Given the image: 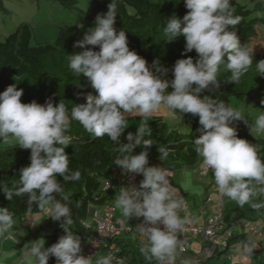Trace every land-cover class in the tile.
<instances>
[{
  "label": "clouds",
  "instance_id": "9594fccd",
  "mask_svg": "<svg viewBox=\"0 0 264 264\" xmlns=\"http://www.w3.org/2000/svg\"><path fill=\"white\" fill-rule=\"evenodd\" d=\"M117 4L118 0H111L108 11L97 14L94 27L74 44L83 51L67 55L73 76L86 78L96 93L83 94L86 103L74 105L69 114L63 100L58 104L52 98L43 105L35 100L22 103L23 89L17 90L16 84L6 86L0 93V142L14 141L20 148L31 150L30 164L20 169L18 183L7 188L0 182V190L8 201L27 195L28 212L32 213L35 205L38 211L59 222L65 233L48 248L44 239L33 241L21 253L20 264H48L50 257H55L57 264H113L115 259L111 253L115 244L108 247L111 250L108 255H97L95 261L93 257H85V251L82 254L81 238L73 231L72 209L61 202L67 200L62 195L63 184L79 181L81 177L79 170H70L69 155L65 151L73 141L69 134L72 121L78 122L93 137L107 136L116 146L119 155L113 160L116 165L113 173L143 176L138 180H141L139 185L119 188L113 207L120 210L124 218L121 223L143 218L135 229L146 241L139 249L146 264H175L184 244L178 233L193 221L179 215L188 205L170 182L172 171L160 164L149 166V149L154 144L145 138L152 135L149 125L142 124L135 134L128 132L127 143L121 142L129 117L147 120L162 110L172 118L178 114L198 117L199 136L193 143L201 162L192 169L204 176L197 171L200 165L205 173L208 171L206 174L212 173L217 191L214 199L208 196L205 201L210 198L214 202L219 193L241 208L248 204L257 214H264L261 211L264 199L257 202L264 196V159L259 156L260 146L238 138L240 134L235 127L237 121H243L252 136H264V112L260 111L254 124L249 125L240 110L216 98L222 65L230 73L228 83L231 84H239L253 66V49L247 44L242 46L237 36L241 17L234 13L231 0H184L188 12L183 19L172 15L163 20L166 41L183 36L185 48L181 55L186 56L193 50L197 54L195 60L191 56L177 59L171 69V80L165 78L169 70L158 59L149 67L148 61L130 50L126 31H117L114 26ZM77 26L83 28L82 24ZM257 33L258 45L264 48V39ZM96 47L99 51L93 50ZM226 55L227 63L223 59ZM255 71L264 76V60L256 63ZM205 92L209 95H202ZM140 146L144 150L134 155ZM158 152L159 160L164 161L171 149L161 146ZM100 211L94 208L91 215L87 213L90 221ZM14 225V213L0 207V240L11 237ZM260 231L264 237L263 230ZM258 245L260 242L257 244L252 239L241 241L237 252L247 260ZM179 258L183 257H177V263Z\"/></svg>",
  "mask_w": 264,
  "mask_h": 264
},
{
  "label": "trees",
  "instance_id": "16d2710c",
  "mask_svg": "<svg viewBox=\"0 0 264 264\" xmlns=\"http://www.w3.org/2000/svg\"><path fill=\"white\" fill-rule=\"evenodd\" d=\"M56 1L66 7L75 9V0ZM110 3L111 0H90L84 12V22L94 23L96 15L106 13ZM231 5L234 13L241 17V22L236 29L239 41L242 46L247 44L253 49V66L241 78L239 84H231L228 83L230 73L222 65L218 72L221 86L216 98L228 104L229 97H241L247 103L259 106L261 110H264V104H261V101L264 100V76L259 75L255 71L256 63L264 60V48H261L257 42L259 39L258 28L260 24L264 25V19L253 15L255 12L263 11L264 8H249L248 5L235 1H232ZM117 11L118 15L114 26L117 31L121 29L126 31L130 50H135L139 56L148 61L149 67H151L154 60L158 59L161 66L169 70L165 78L169 80L173 78L171 69L177 59L188 58V56H191L194 60L197 58L195 50L186 56L181 55L185 48L183 36L169 42L166 41L163 34V20L165 18L176 15L178 18L183 19V16L187 14L188 10L184 5V0H168L166 2L158 0H118ZM58 30V36L54 42L30 46V30L27 25H20L13 34L0 41V93L7 88L4 84V78L8 73L15 76L27 75L37 89L38 96L35 100L37 103L43 105L48 98H52L54 104H58L60 100H63L69 110V114L74 105L86 103L83 94L88 92L96 94L86 78L74 77L69 68L67 55L83 51V49L74 47V44L79 40L77 26L64 25ZM229 30H231V27H229ZM89 47L91 48L92 46ZM93 50L99 51V48L96 47ZM223 59L227 63V55ZM203 94L209 95L208 92ZM33 100L27 94H23L21 97L22 103H30ZM177 116L183 119L188 118V114H184L183 117L179 114ZM145 123L152 129V135L145 138L154 142L149 149V166L160 164L158 148L161 146L171 149L169 158L165 160L168 163L180 161L185 166L193 167L201 162L194 151L193 142L196 139L194 134L183 135L177 130L169 129L163 120L157 116L151 117L148 122L142 124ZM142 124L134 127L129 132L135 134L137 128ZM249 133L250 130H246L245 137L242 139L253 145H259V156L264 159L263 137H250ZM69 134L73 137L72 143L65 149L69 155V168L72 171L79 170L81 177L79 181L63 184L64 191L62 195L67 197V200H61V202L67 203L72 209L73 231L81 238L83 254L87 245V233L90 230L84 225V222L87 221L86 223L89 222V225L94 226L93 221H90L87 215L88 209L94 207L97 210H101L104 206H114L116 200L114 186L116 183L109 190L103 189L101 183L103 179H113V168L116 166L113 160L119 153L115 150L116 146L107 136L102 138L93 137L76 121L71 122ZM238 138L241 137L238 135ZM120 139L121 142L127 143L126 138L123 136ZM142 150H144L142 146L137 147L133 154H139ZM30 152V149H22L18 144L0 152V182H3L4 186L11 188L13 184L18 183L20 169L30 164ZM262 152L263 155L260 154ZM58 179L62 182V178L58 177ZM57 198L59 199L60 197L58 196ZM260 199L264 198L259 197ZM0 207L9 208L14 213V217H19L22 214L41 213V211L36 209L35 205L32 206L33 212H28L27 195L14 197L12 201H8L5 195L2 194ZM261 211L264 212V210ZM114 217L124 219L119 209H115ZM246 222L249 223L248 226H244ZM237 224H241L244 230L248 229L249 233L234 230L231 223L224 225L220 220L219 225L221 228L216 229V235L218 236L222 232L230 230V235L224 240V246L219 243L215 244L211 257L197 261L195 264H208L212 259H217L222 264H249L248 259L245 260L237 252L238 245L241 241L248 239H252L258 244L261 239L258 241L252 235L250 226L254 224L251 223V220L243 221L238 218ZM255 227L257 226L255 225ZM257 228L261 230L260 227ZM250 233L251 235H249ZM62 235H65V233L58 230L47 234L44 224H39L35 231L27 234L25 238L29 236H33L35 239L41 236L45 237L48 239V247H50ZM187 236L191 235L186 234L184 241ZM195 237L199 239L198 236ZM25 238H22V240ZM220 240L222 241L223 237L220 236ZM202 243L204 247L211 246L210 242L204 241ZM110 244H115L113 252L120 259L119 264H146L139 250L142 243L131 234H123L107 242L106 246L101 245L98 249V256H103L104 253L109 251L108 247ZM19 245L16 247H19ZM259 248L255 252L258 253L262 250H258ZM190 252L192 250H190L189 246L184 256L185 258H179L180 262L177 264H193L189 263L190 261L188 262L194 256ZM231 254H236L237 257L235 259L228 258ZM195 255H198V253H195ZM259 258L257 259L260 260ZM48 264H57L55 257H50ZM153 264L156 263L153 262Z\"/></svg>",
  "mask_w": 264,
  "mask_h": 264
},
{
  "label": "rangeland",
  "instance_id": "374dc122",
  "mask_svg": "<svg viewBox=\"0 0 264 264\" xmlns=\"http://www.w3.org/2000/svg\"><path fill=\"white\" fill-rule=\"evenodd\" d=\"M158 1L166 2L168 0ZM232 1L246 4L249 8H264V0H231V2ZM74 2L75 9L66 7L56 0H0V41H2L6 35L14 32L20 25H27L30 30V46H36L40 43L54 42L58 36V29L62 25L77 26L78 24H82L83 28L77 26L79 40L82 39L84 33L89 28L94 27V23L84 22V12L88 7L90 0H75ZM253 15L264 19V10L255 12ZM258 31L261 33V36L264 39V25L260 24ZM259 44H263V42H259ZM4 84H6L7 87L9 85L16 84L17 90L23 89V94H27L34 100L37 99V89L27 75L15 76L11 73H8L4 78ZM228 104L237 110H240L244 118L249 122V125L254 124L255 119L260 114V111L264 112V110H261L259 106L247 103L246 100L241 97H229ZM154 116L161 117L169 129L177 130L183 135H190V133H192L196 138L199 136V133L197 132V128L200 127L199 123L197 122L198 117H194L189 114V118L185 119L180 118L179 116L172 118L168 116L167 112L164 110ZM149 120L150 118L147 120H141L140 117H129L123 137L126 138L130 130L144 122H148ZM235 127L241 138L245 137L246 130H250L249 126L243 121H237L235 123ZM249 136L257 137L256 135L254 136V134L252 136L251 133H249ZM259 137H263L264 139V136ZM13 145H17V143L14 141H10L8 143L0 142V152L6 151L7 148ZM260 154L263 155V152ZM159 162L162 164L163 161ZM180 163L182 164V162ZM164 164L168 165V161L164 160L163 165ZM172 173L174 174V171H172ZM174 177L177 179L178 175H175ZM174 177L173 175L170 177V182L172 179L173 182H175ZM140 181H138V185ZM189 181L190 184L194 185L195 182V184L198 185L196 182L197 177L190 176ZM175 188L177 189V187ZM2 194H4L3 191H0V197ZM187 194L189 198L191 196L197 195L196 193L190 192ZM260 198H264V196H261ZM222 214L224 217H222L221 223L224 225L231 223L234 230L240 232L246 231L247 234L249 233L247 231L248 229L244 230L241 224H237V220L240 218L243 221L251 220L252 224L260 227L264 231V214H257L251 209L249 205H245L243 208H241L235 202L224 198L222 203ZM14 220L15 225L14 229L12 230L11 237L0 240V264H20L21 253L27 247H30V244L33 241L44 239L45 248H48V239L45 237L41 236L35 239L33 236H29L25 238L27 234L33 233L39 224H44L47 234H51L53 231L57 230L63 231L59 226V222H54L50 217H48L46 212H41L39 214H22L19 217H14ZM249 235H251V233ZM22 238L25 239L22 240ZM190 242L193 245L196 242L201 243L198 239H192ZM18 244H20L19 247H16ZM200 252H198V254H200ZM258 256L260 257V260L256 259ZM248 262L249 264H264V249L260 250L258 253L255 252L253 256L248 259ZM208 264L222 263L217 261V259H212L210 262H208Z\"/></svg>",
  "mask_w": 264,
  "mask_h": 264
},
{
  "label": "built area",
  "instance_id": "2783aa9c",
  "mask_svg": "<svg viewBox=\"0 0 264 264\" xmlns=\"http://www.w3.org/2000/svg\"><path fill=\"white\" fill-rule=\"evenodd\" d=\"M150 166H159V165L152 164ZM197 171L201 175H204L208 172L207 171L205 173L204 170L201 169L200 165L197 167ZM141 177L143 176L139 174H133V176H129L128 174H125L122 172H119V174L114 172L112 180L105 179L102 181L101 184H102L103 189L109 190L111 187H113L114 183H116L114 188L116 192L115 199H117L119 196L120 187H131L133 185L137 186L138 180ZM207 201L210 202L211 199L207 198ZM214 202H215L216 207L213 212V215L206 218L204 226H196L194 224H187L185 225L184 230L178 233V238L181 239L182 241H184L183 239L186 234H190L192 236H198V238H200V240L202 241H207L208 243L209 242L211 243V246L204 247L199 255L191 257V261L193 262L201 261V260L211 257L212 250L215 248V244L219 243L224 246V240H226L228 236L230 235V230L224 231L218 236L216 235V229L221 228L219 225V221L221 219L222 197L220 196L219 193ZM114 211H115V208L113 206H104L100 212L93 214L92 220H93L94 226H91L88 223L84 222V225L87 228H90V230L87 233L88 235L87 245H86L85 252L83 254L85 257H93V261H94V259L97 258V255H98L97 252H98L99 247L103 243L105 245V240L111 241L113 238H116L123 234H131L139 242L141 243L146 242L145 238L142 235H140L135 229L137 224L142 223L143 218H139V219L133 218L132 220H129V222L125 220L124 223H121L122 219H118L114 217ZM189 214L190 212H189L188 206L180 210L179 212L180 217L189 215ZM248 225H249L248 222L244 223V226H248ZM160 227L161 229L163 228L162 225ZM250 230L253 234L257 236L258 239H261L260 247L264 249V237L261 231L253 225L250 226ZM220 236L223 237L222 241L220 240ZM188 248H189L188 243L184 241L183 247L178 251L177 257L180 256L184 258ZM255 250L256 249H254V251ZM110 251L111 250L107 251L104 255H108ZM111 253L115 257V259L113 260V264H119L120 259L115 256L113 251H111ZM177 257H176L175 264H177ZM236 257H237L236 254L235 255L231 254L228 258L235 259Z\"/></svg>",
  "mask_w": 264,
  "mask_h": 264
},
{
  "label": "crops",
  "instance_id": "0c3cea01",
  "mask_svg": "<svg viewBox=\"0 0 264 264\" xmlns=\"http://www.w3.org/2000/svg\"><path fill=\"white\" fill-rule=\"evenodd\" d=\"M198 122V121H197ZM194 131V129H193ZM180 164V165H179ZM161 167H166L170 169L171 171H174L173 177L175 175H178V178L175 179V182H173V179L171 180L172 184L177 187V189L180 192V195H182L185 199L186 204L188 205L189 208V215H185L184 217L181 218H188L192 220V223L189 224H194L198 226H203L205 225V220L207 217L212 216L213 210L215 209L216 205L215 202L210 201L206 202L205 198L210 197L212 199L215 198L217 191H215V184H214V179L212 177V173H208L205 176H200L197 174L195 170L192 169V167L185 166L184 163H180V161L176 162H169L168 165H163L160 164ZM194 176L197 177V183L198 185L195 184H190L189 177ZM204 178V179H203ZM196 193L197 195L191 196L189 198L187 193ZM204 193V194H203ZM203 194V195H202ZM225 197H222L224 200ZM222 200V202H223ZM259 201V198L257 199V202ZM248 205V204H246ZM248 207V206H246ZM204 212V214H203ZM224 217L223 214L221 218ZM223 224V223H222ZM192 239H196L194 236H187L185 237V241L188 242L190 246V252L191 255H194L195 253L200 252V249L203 248L204 244L202 243L201 240H199L201 243L196 242L194 245L190 242ZM237 247V245H236ZM239 247V245H238ZM260 250V249H258ZM259 258V256H258ZM257 259V258H256Z\"/></svg>",
  "mask_w": 264,
  "mask_h": 264
},
{
  "label": "water",
  "instance_id": "95a60500",
  "mask_svg": "<svg viewBox=\"0 0 264 264\" xmlns=\"http://www.w3.org/2000/svg\"><path fill=\"white\" fill-rule=\"evenodd\" d=\"M93 211H94V208L93 207L89 208L88 214L91 215V213H93Z\"/></svg>",
  "mask_w": 264,
  "mask_h": 264
}]
</instances>
